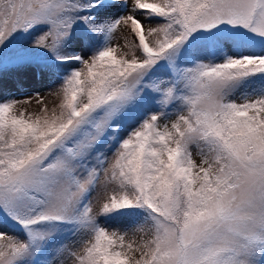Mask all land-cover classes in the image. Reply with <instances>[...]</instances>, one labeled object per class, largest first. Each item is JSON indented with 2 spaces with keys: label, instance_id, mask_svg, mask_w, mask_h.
<instances>
[{
  "label": "snow or ice",
  "instance_id": "1",
  "mask_svg": "<svg viewBox=\"0 0 264 264\" xmlns=\"http://www.w3.org/2000/svg\"><path fill=\"white\" fill-rule=\"evenodd\" d=\"M78 21L103 44L62 55ZM42 24L79 67L50 113L0 102V264H264V0H0V53Z\"/></svg>",
  "mask_w": 264,
  "mask_h": 264
},
{
  "label": "rangeland",
  "instance_id": "2",
  "mask_svg": "<svg viewBox=\"0 0 264 264\" xmlns=\"http://www.w3.org/2000/svg\"><path fill=\"white\" fill-rule=\"evenodd\" d=\"M128 11L129 9L122 5L110 8L98 5L96 8L83 12L82 15L96 16L100 20H112L126 15ZM48 27V25L42 24L37 25L28 32L18 33L0 53L5 64L4 71L0 72V102L10 99L25 101V103L17 105V108L20 111L26 110L27 114H41L45 106H47L50 113L53 108L57 107L60 98L51 94V91L63 82V76L67 75L72 68L79 67V64L75 61L62 64L53 53L46 49L33 47L36 40L48 30ZM126 34L129 35V39H132L129 29L121 25L115 33L116 38L113 40V44L123 46L125 43L123 36ZM102 44L103 40H99L97 34L90 33L88 26L83 21H78L73 26L72 35L61 50V54H79L87 57L95 50V46H102ZM122 51H127V49L122 48ZM247 51L249 53H259L261 49L250 47ZM36 94H40V96L37 97ZM192 154L193 158L199 163L198 149L193 147ZM121 213L123 215L113 213L110 218L101 217V223L114 227L127 226L129 217L138 218V215H143V212L139 209L135 212L121 210ZM126 239L139 242L140 236H133L129 233Z\"/></svg>",
  "mask_w": 264,
  "mask_h": 264
},
{
  "label": "trees",
  "instance_id": "3",
  "mask_svg": "<svg viewBox=\"0 0 264 264\" xmlns=\"http://www.w3.org/2000/svg\"><path fill=\"white\" fill-rule=\"evenodd\" d=\"M90 33H92V31L90 30ZM97 37H98V39L99 40H102V38L101 37H99L98 35H97ZM249 39H251L250 37H248ZM259 49V48H258ZM262 77H254V78H252L254 81H258L259 79H261Z\"/></svg>",
  "mask_w": 264,
  "mask_h": 264
}]
</instances>
